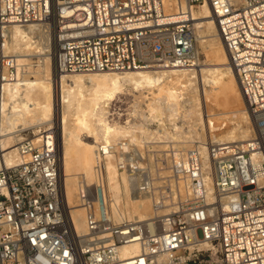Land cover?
<instances>
[{"label":"built area","instance_id":"built-area-1","mask_svg":"<svg viewBox=\"0 0 264 264\" xmlns=\"http://www.w3.org/2000/svg\"><path fill=\"white\" fill-rule=\"evenodd\" d=\"M178 1L0 0V113L6 86L29 79L36 64L18 61L14 26L39 24L51 34L54 80L61 73L194 67L190 9L205 0L174 8ZM208 1L253 121L251 138L211 144L206 156L200 145L98 140L94 178L78 179L71 206L56 129L21 130L18 162L0 164V264H264V0ZM108 163L128 177L133 193L168 211L139 220L114 208ZM73 207L83 211V231ZM128 244L138 251L122 256Z\"/></svg>","mask_w":264,"mask_h":264},{"label":"bare ground","instance_id":"bare-ground-1","mask_svg":"<svg viewBox=\"0 0 264 264\" xmlns=\"http://www.w3.org/2000/svg\"><path fill=\"white\" fill-rule=\"evenodd\" d=\"M184 2L185 0L178 1L177 7L174 8H179L180 5L186 6ZM197 6L198 9L193 11ZM190 15L194 25L197 28H203L202 30L206 32L204 34L207 39L204 40L203 46L205 45L204 47L207 48L206 53L208 52V57L210 55L211 63H197L194 67L184 68L61 73L55 80L53 73L51 80L48 77L51 73L48 56V54L52 55L51 34L49 33L48 37L42 33L43 31L40 33L39 24L14 26L11 47L18 52V61L22 64H30V59L34 55H43L45 58L42 63L43 70L40 65H37V68L33 70V79L26 78L21 82L9 84L5 88L6 96L0 113V151L3 154L0 156V164L10 166L18 162L19 156L15 141L20 136L21 130L31 127L33 134H36L42 129L54 127L58 139L57 152L60 161L59 168L61 164V181L68 203L75 206L78 179L84 178L87 182H91L94 178L95 143L98 140L113 141L126 134L125 129L109 125L105 117L108 105L124 90L126 85L138 91L140 95L143 92L145 94L148 92L151 95V97L148 96L151 98L150 103L145 100L148 103L149 112L147 109L145 111L150 113L151 118L156 117L162 105L165 106L162 109L166 110L167 108L168 111L170 109L172 115L173 112L175 115L180 106V100L182 99L181 102L185 103L183 98L187 99L189 107L183 115L190 122H187L186 125L189 123V126L192 127L191 125L206 124L210 131V128H215L220 123L216 120V112L211 113L208 108L212 106L216 107L215 109L225 108V104L228 103V109L230 108L229 111L233 114L230 113L238 120V127L227 131L221 137L217 136L215 141L220 144L248 141L252 134L246 122L248 123V119L251 117L244 107L239 106L243 96L236 73L229 66L226 48L218 36V27L209 1L205 0L201 5L192 6ZM42 38H44V42L41 41ZM186 90L189 91L186 93H190V95L187 94L184 97ZM141 98L147 99V97ZM233 120H235L234 117ZM47 124L48 127H44ZM57 129H59L60 138ZM192 129L190 134H193ZM139 131L142 130L139 129ZM157 135L159 134L157 133ZM160 137L162 139V136ZM153 139L155 138L153 137ZM172 139L176 140V138ZM169 140L171 141V139ZM201 140L203 141V137ZM203 146H201V151L206 156L208 146ZM206 181L210 187V176L206 177ZM107 185L112 198V206L117 207L127 218L136 217L139 220H146L155 214L167 212L169 209L168 207L155 208L150 197L149 200L142 197L141 194L133 193L128 177L118 173L110 163L107 166ZM72 216L77 230L83 231L84 214L82 209L73 207ZM137 251L136 244H128L121 248V255L128 256L137 253Z\"/></svg>","mask_w":264,"mask_h":264},{"label":"rangeland","instance_id":"rangeland-1","mask_svg":"<svg viewBox=\"0 0 264 264\" xmlns=\"http://www.w3.org/2000/svg\"><path fill=\"white\" fill-rule=\"evenodd\" d=\"M196 9H198V6L195 7L193 9V11H195ZM199 28H201V27L197 28L195 26V33H196V39H197V48H198V52H199V62L198 63H201V64L211 63L210 59H209L210 55L208 54L209 55V57H208L207 56L208 52L206 53L207 48L204 47L205 45L203 46L204 40L207 39V37L205 36L206 32L202 30L203 28H201V29H199ZM42 31H43L42 33H45V35H48V37H49V32L47 31V29L46 30H42ZM204 32H205V34H204ZM201 38H204V39L202 40ZM41 41L44 42V38H42ZM48 56H49L50 72H51L48 77L51 80V76H52V73H53L52 72V55L48 54ZM44 58H45V56H43V55H41V56L34 55L30 59V60L36 61V64L34 63V64L31 65V70H32L31 72L32 73H31L30 79H33V75H34L33 74L34 73L33 70H35L37 68V64L40 65V68L43 70V68H42L43 64L42 63H43V59ZM79 73H83V72H79ZM166 79H168V78H166ZM184 92L186 93V92H189V91L186 90ZM187 94H188V96L190 95V93H186V94H184V97H186L185 95H187ZM149 95L150 94L148 92H146V94H145V92H143V94L140 95L138 93V91L133 90L130 86L126 85L124 87V90L121 93H119L116 96V98L113 99V101L110 102V104L108 105V108L107 107H106L107 109L105 108L107 110L106 113H105V117H106V120L109 123V125H111V126L115 125V126L121 127L122 129H125V131H126V134L124 136H121L120 138L117 137L114 140H119V139H123V138L127 137V138H130L131 140H134L132 142V143H134L133 144L134 146H138V145L140 146V143H138V139L139 140L140 139L141 140L145 139L147 142H152V141L155 142L156 139L160 140V141H164L165 140V141H168V142H172L173 141L172 138H176L177 142H176V140H174L175 142L173 141V143L176 144L177 146H180V148H193L195 146H198L199 144H200V146L204 145L205 147H207V146L209 147L211 144L217 143L215 141L216 138L221 137L227 131H229V130L231 131V130L236 129L238 127V125H237V124H239L238 120L236 119V117L234 115H232L233 113L231 111H229V109H230V108L228 109L229 105H228V103H226L225 105L227 106V108H226V106H225V108L228 111L225 108H223V107H221V108L218 107L219 109L218 108L215 109L216 107H213V106L208 108L209 112H211V113H215L216 112L215 113L216 120L219 121V123H220L215 128H210L211 129V131H210L209 128H208L209 126H207L206 124L205 125L202 124L203 127L199 124V126L191 125L193 127V129H192V127L189 126L190 125L189 123L186 125V123L190 122V121H188L187 117H185L183 115L184 112L187 111V109L189 107V105L187 103V99L185 100V98H183L184 99L183 101L185 103L181 102L182 99L180 100V106H179V108L177 110V113H175V115H174V112H173V115H172V112H171L170 109H169V111L167 110V108H166V110H165V108L162 109L163 107H165V106L162 105L161 108H159V111H158V114L159 113L160 114L156 115V117H155L156 119L155 118H151L150 117V113L148 114L149 107H147L148 106L147 104L151 102V98H150L151 95L149 97L150 100L148 98ZM141 97H147V99L146 98H141ZM145 100H148V103ZM181 104L183 105V107H182ZM239 104H240L239 105L240 107H244L245 108V104H244L243 100L240 101ZM146 109H147L148 112L145 111ZM142 115H143V117H142ZM169 116H171V117H169ZM172 116H175V117L173 118ZM182 117H185L186 119L182 118ZM233 117H234L235 120H233ZM248 120H249L248 121L249 124L246 122V125L247 126L249 125L248 127H249V130H250L251 134H252V126H253L252 123H253V121H252L251 118L248 119ZM221 122H222V124H221ZM133 124L135 125V128H134L135 130L133 129ZM137 124H138V126H137ZM177 125H178V127H177ZM141 126H142V128H141ZM234 126H235V128H233ZM44 127H48V124L46 126H44ZM174 127H175V129H174ZM139 129H141L142 131H139ZM145 129H147V130L145 131ZM176 129L178 130V132H177ZM191 129L193 130L192 131L193 134L192 133L190 134ZM32 130H33V128H32ZM57 130H58V134H59V138H60L59 129H57ZM130 130H132V131H130ZM163 130H164V132H163ZM165 132L168 133L169 137H167L168 136L167 133H166V135L165 134L163 135V133H165ZM157 133L159 135H157ZM160 133H161V135H160ZM173 133H175V134H173ZM185 133H187L188 135L186 134V136H185ZM129 134H130V136H129ZM199 134H201L200 135L201 137L199 136ZM159 136H162V139H161V137L159 138ZM170 136H171V138H170ZM183 136H185V137H183ZM213 136L215 138H211ZM153 137L155 139H153ZM164 137H166L168 139H165ZM197 137H198V139H197ZM202 137H203V141L201 140ZM169 139H171V141ZM193 139H195V140H193ZM212 140H213V142H212ZM191 141H193V142H191ZM203 142H204V144H202ZM222 142H226V141H222ZM232 143H234V142H232ZM243 143L244 142H238V144H243ZM144 150H145V153H146V151H147V153H152L151 150H153V147L150 150H148V149H144ZM60 175H61V164H60ZM141 196L146 198V199H149L148 195H141Z\"/></svg>","mask_w":264,"mask_h":264}]
</instances>
